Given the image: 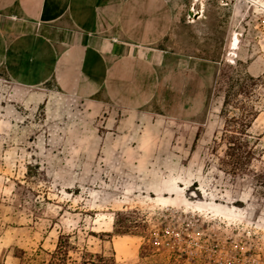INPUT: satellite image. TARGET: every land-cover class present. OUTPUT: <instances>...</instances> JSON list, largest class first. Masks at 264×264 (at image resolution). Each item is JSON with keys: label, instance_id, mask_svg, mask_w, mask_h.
<instances>
[{"label": "rangeland", "instance_id": "374dc122", "mask_svg": "<svg viewBox=\"0 0 264 264\" xmlns=\"http://www.w3.org/2000/svg\"><path fill=\"white\" fill-rule=\"evenodd\" d=\"M169 1L181 18L179 48L206 61L209 120L202 136L182 125L191 135L165 152L101 147L103 130L81 106L14 87L0 72V264H19L16 250L26 258L51 251L60 234L73 258L264 264V0H203L196 20L188 19L194 0ZM247 74L262 77L247 100L258 113L249 130L255 155L248 169L233 171L220 160V111L225 92ZM116 212L128 215L131 234L114 233Z\"/></svg>", "mask_w": 264, "mask_h": 264}, {"label": "crops", "instance_id": "0c3cea01", "mask_svg": "<svg viewBox=\"0 0 264 264\" xmlns=\"http://www.w3.org/2000/svg\"><path fill=\"white\" fill-rule=\"evenodd\" d=\"M179 20L169 0H0V72L81 106L101 147L165 152L209 120L206 61L179 48Z\"/></svg>", "mask_w": 264, "mask_h": 264}, {"label": "trees", "instance_id": "16d2710c", "mask_svg": "<svg viewBox=\"0 0 264 264\" xmlns=\"http://www.w3.org/2000/svg\"><path fill=\"white\" fill-rule=\"evenodd\" d=\"M261 80L262 77L254 78L247 74L239 78L236 84H233L224 94L220 115L224 119L222 139L226 143V150L220 160L223 165L233 171L248 169L255 155L249 141V130L258 113L247 100L252 97L254 87ZM230 109L238 113L229 116ZM133 227L127 214L123 212L114 214L115 234H131ZM71 251H73V246L69 237L60 234L53 250H41V253H36L30 258H26L22 250H16L14 257L19 260V264H116L113 253L106 255L82 252L78 258H73L70 255Z\"/></svg>", "mask_w": 264, "mask_h": 264}, {"label": "bare ground", "instance_id": "6f19581e", "mask_svg": "<svg viewBox=\"0 0 264 264\" xmlns=\"http://www.w3.org/2000/svg\"><path fill=\"white\" fill-rule=\"evenodd\" d=\"M197 2H198V0H194L193 3L191 4V8H189V10H192V11H196L197 10V14H199L200 17H202V15H203V7H204L203 0L199 2L198 9L195 8ZM237 36L238 35H235L234 38L232 39V43H231V47H230L229 55L232 56L233 58L236 57L235 51L238 48V37ZM231 62H233V61H231Z\"/></svg>", "mask_w": 264, "mask_h": 264}, {"label": "water", "instance_id": "95a60500", "mask_svg": "<svg viewBox=\"0 0 264 264\" xmlns=\"http://www.w3.org/2000/svg\"><path fill=\"white\" fill-rule=\"evenodd\" d=\"M188 15L189 16H193V11L192 10H189L188 11ZM198 16H199V14H197V12H196V14L194 15V19H197Z\"/></svg>", "mask_w": 264, "mask_h": 264}, {"label": "built area", "instance_id": "2783aa9c", "mask_svg": "<svg viewBox=\"0 0 264 264\" xmlns=\"http://www.w3.org/2000/svg\"><path fill=\"white\" fill-rule=\"evenodd\" d=\"M196 12H197V10H196V11H193V16H189V15H188V19H189V20H196V19H194V15L196 14ZM198 18H200V15L197 17V19H198Z\"/></svg>", "mask_w": 264, "mask_h": 264}, {"label": "flooded vegetation", "instance_id": "af4514ba", "mask_svg": "<svg viewBox=\"0 0 264 264\" xmlns=\"http://www.w3.org/2000/svg\"><path fill=\"white\" fill-rule=\"evenodd\" d=\"M200 0H198V4H199ZM204 4V3H203Z\"/></svg>", "mask_w": 264, "mask_h": 264}]
</instances>
